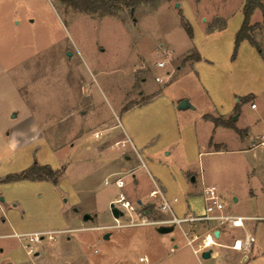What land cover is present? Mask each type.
I'll use <instances>...</instances> for the list:
<instances>
[{"label": "rangeland", "instance_id": "rangeland-1", "mask_svg": "<svg viewBox=\"0 0 264 264\" xmlns=\"http://www.w3.org/2000/svg\"><path fill=\"white\" fill-rule=\"evenodd\" d=\"M179 1H161L155 5L141 3L135 8L123 6L114 15H108L80 11L64 0H0V127H7L17 120L9 118L11 112L16 111L19 118L30 112L38 128L25 134L30 138L42 135L56 150L49 151L42 141H38L8 152L5 130L0 133V179L6 174L20 172L29 158L28 166L34 161L60 165L59 169H52L63 176L54 187L23 181L7 184L5 191L12 194L34 191L44 195L46 199L48 197L51 210L56 209L54 191L61 194V203L67 199V205L69 198L66 195L77 191L83 201L80 211L96 213V217L83 224H109L103 229L60 228L37 232L44 233V239L35 245L34 254L45 253L70 236L79 238L80 251L89 264L215 263L213 255L208 259L195 255L178 226L160 233L155 225H122L139 219L125 209L117 218L121 225L110 216L107 201L117 198L118 190L110 184L105 185L104 177L115 165L128 164L116 147L118 141L114 146V138H108L121 128L106 129L98 140L90 137L94 131L117 124L118 116L122 123L125 119V122L139 121L145 125L149 159L164 168L160 169L167 185L165 195L179 199L177 205L182 210H177V216L186 211L200 214L204 206L199 189L205 184H215L223 191L224 213L261 217L245 221L256 224L251 232L255 237L254 244L263 254L243 264H264V146L243 151L234 148L235 141L227 140L232 145L230 151L206 152L202 142L193 143L189 130H194L196 125L201 135L208 133L207 125L201 124L199 113L210 112L211 107L198 90L193 71L189 67L180 70L174 67L175 64L182 67L191 60L184 61L186 56H196L195 50H191L186 56L177 58L192 43L212 44L218 40H205V26L219 27L226 19L225 34L233 37L232 32L235 34L240 25L238 22L241 23L243 0H191L200 12L197 14L194 10L190 16L184 3L176 6ZM216 14L220 17L214 18ZM180 15L192 27L191 38L181 24ZM255 23L258 25L250 35L264 57V26L258 9L250 17V24ZM233 49L234 40L229 57L233 61L238 56L234 75L226 78L225 67L217 65L206 71L211 83L220 92L229 84H236L245 93L262 88L264 76L261 70L246 58L244 52L238 55V47L233 56ZM157 60L164 62L163 68L155 66ZM166 70L171 71L170 81H164L162 76ZM140 90L144 91L140 94ZM158 91L174 98L185 96L195 109L177 111L176 104L169 109L159 99L121 115V110L142 104L148 94ZM250 102L254 103L252 98L239 102L238 107L244 112L240 121L250 123L260 118L257 128H264V103L256 99L258 107L251 109ZM120 103L122 106L118 109ZM235 104L229 110L234 109ZM228 107L223 105L222 109ZM203 136L201 140L204 141ZM105 141L109 143L98 149ZM220 145L212 143L211 147L217 150ZM128 163L135 165L134 158L131 157ZM188 172L197 174L195 184L187 183ZM126 180L128 182L129 177ZM250 189L256 196L250 194ZM31 207L37 208V204ZM147 217L156 220L165 216L151 210ZM208 222L197 223L194 229L202 234L209 228L211 223ZM222 226L232 237L242 238L240 230L243 226L235 227L231 223ZM106 233L109 238H104ZM229 246L220 249L224 250L227 262L236 264L243 252H235ZM140 257H146L147 261H140ZM224 259L219 264H226Z\"/></svg>", "mask_w": 264, "mask_h": 264}, {"label": "crops", "instance_id": "crops-1", "mask_svg": "<svg viewBox=\"0 0 264 264\" xmlns=\"http://www.w3.org/2000/svg\"><path fill=\"white\" fill-rule=\"evenodd\" d=\"M184 3L188 7L189 16L194 13V10L198 14L200 11L193 5L191 0H180L178 2L179 6ZM244 3V1H243ZM243 7V4H242ZM242 12V9H241ZM214 18H219L218 14L213 15ZM243 15L241 14V23H242ZM240 21L238 24H240ZM239 25V27H240ZM238 27V28H239ZM237 28V29H238ZM226 19H223L222 25L219 27H212L204 28V37L208 39H218L217 41L212 42V44H198L192 43L191 46L179 55L177 58H182L189 54L191 50H195L196 55L198 54L201 58L200 59H191L185 63L184 66L180 67L178 64H175V69L180 70L184 67H189L190 70L193 71L195 78L197 79V88L202 95L205 97L206 101L210 104L211 111L210 112H203L200 111L199 117L202 119L201 124L207 125L208 133L204 136L201 135L199 129L195 125L194 130H189L190 138L193 143H200L202 142L205 146L206 152H224L230 151L231 148L229 143L227 142L232 140L235 141L233 145L234 148L238 150H250L256 146H264L259 142L262 140L261 136L264 134V128L258 129L260 124V118H256L255 120L248 122H241L242 116L244 112L239 107L235 112L234 109L229 108L234 105V102L238 101L239 97L245 96L247 94H251L252 100L254 101L255 107H251L252 102H250L251 109H257L258 105L255 102L256 99H260L262 103H264V86L259 90L243 91V89H238L236 84H229L226 89H223L222 92L218 90V88L211 83L206 71L208 69H212L215 66H222L225 67L224 76L230 79L234 73L233 70L236 66L238 56L234 58L233 61L229 59L231 55V48L233 45L234 40V31L232 35L228 36L226 33ZM224 39V40H223ZM245 54L246 58L256 64V66L261 70L262 75L264 76V57L260 54L255 47H253L247 40H242L238 45V55L239 53ZM161 60V59H159ZM157 60V61H159ZM167 61V60H165ZM158 67L157 65H155ZM164 67V66H163ZM158 67V68H163ZM169 72V74H167ZM160 75V74H158ZM164 76V81H170L171 78V71L166 70ZM144 80V79H143ZM167 84H165V89ZM162 89V90H163ZM144 90L138 91L140 94ZM148 99L140 105H134L127 107L121 110V115L124 116L125 114L132 112L141 106H146V104H151L155 100H163L169 107V109H173L174 104H176L177 111H184L188 109H195L194 106L186 107V108H178V103L187 98L185 96H178V97H169L165 96L163 91H158L154 93L148 94ZM187 100V99H186ZM189 100V99H188ZM175 102V103H174ZM223 105L229 106L228 109L223 110ZM121 103L117 106L118 109H121ZM173 111V110H170ZM211 114L215 116H221L225 121L230 117L233 122L230 125H219L214 126V124L203 118L204 114ZM236 115V119H233V116ZM18 113L16 111L11 112L9 118L14 121L13 124L4 127H0V133L5 132L8 136L7 148L8 152H15L17 149L21 148L22 146L30 145L34 142L42 141L43 144L48 148L49 151H56L52 148V144L44 138L42 135H37L35 137H28L25 132L31 133L35 129L38 128L37 123L33 115L29 112L28 115L22 114L20 118L18 117ZM118 120L117 124L108 125L106 128L101 129L100 136L95 138L93 136L94 131L90 138L93 139H100L104 135V131L106 129H114L120 127L121 129L116 135L108 139L114 138L112 143L115 145V142L118 141L116 147L120 149V151L124 154V158L127 160L128 165H117L118 167L113 168L110 170L104 177L103 183L105 185H112L118 190L119 193H123L126 198L136 207V212L140 214H150L148 210H144V207L151 206L152 210H157V206L159 203L158 197H151L149 192L159 187L163 193L167 192V185L165 182V176L162 174V170L164 168L154 163L151 159H149L150 149L148 146V137L146 133V127L143 122H125L121 121L120 117H116ZM211 125V126H209ZM209 127V128H208ZM158 130H160L158 128ZM217 135V136H216ZM201 136L204 137V141L201 140ZM257 139V140H256ZM201 140V141H200ZM109 141L102 142V144L98 145V149H103ZM212 143L221 144L220 149L213 150L211 147ZM90 148V146H88ZM211 148V149H210ZM168 154V153H166ZM200 154V152H199ZM26 154H22L24 157ZM20 156V155H19ZM28 157V156H27ZM134 158L135 165H129L128 161ZM30 160V158H29ZM29 160L25 163V166L21 167V170L27 168L29 165ZM46 164V163H44ZM126 164V162L124 163ZM49 165V164H48ZM53 169H59L60 165H50ZM161 168V169H160ZM7 175V174H6ZM122 178L124 180V186L119 188L115 184L116 178ZM126 177H129L127 182ZM187 183L195 184L197 181V174L188 172L187 173ZM63 180V176L60 175L58 178L57 183H60ZM105 180L108 182L106 183ZM39 182L44 185H49L54 187V183L50 180H31V179H22V180H15L9 181L6 183H0V264H89L88 259L84 255L82 251H80V240L76 237L68 236L67 239H63L59 245H56L50 248L49 251L45 253L39 252L33 255H30L26 252L25 248H23L22 241L15 235L19 233H33V232H40L45 230H53V229H60V228H80V230H84L87 228H101L108 227L109 224H102V225H95V226H85L83 222L82 216L85 212H88L92 216V219L96 217V213L92 211H80L81 205L83 201L80 198V194L77 191H71L70 194H67L69 198V203L67 205L66 200L63 199V203H61V194L56 191L54 196V205L56 209L51 210L49 207L48 197L36 192H28V193H6L5 186L10 183H17V182ZM51 183V184H50ZM132 184L131 187L127 185ZM207 186H214L216 191L220 197L222 198L223 191L215 184H205L201 186L199 189V195L202 198L203 206H205V201L203 197V190ZM55 190V188H53ZM63 194V193H62ZM250 194L252 196H256V193L250 189ZM3 196V197H2ZM63 197V196H62ZM176 197L177 196H173ZM169 196L168 198H173ZM233 200L236 201V197L232 196ZM114 199H108L107 201V210L109 207V203ZM177 201L173 203V209L176 213L177 210L181 211L182 209L177 205ZM32 204H37L36 207H31ZM137 204V206H136ZM67 205V208H66ZM144 210V211H143ZM111 217H113L110 210H108ZM128 214L134 213L131 211H126ZM204 212L203 210L200 214ZM190 213L186 211L181 216ZM136 214V213H135ZM163 216H167L164 213H161ZM137 216V214H136ZM242 216V215H239ZM244 217H260V216H244ZM114 218V217H113ZM91 219V220H92ZM211 223L209 228H207L204 232L208 230H213V233L218 230V236L216 238V245L212 248V253L210 257L213 255L215 263L223 262L224 250L220 248H228L231 245L236 236H231L226 230L225 226L216 225L214 221H209ZM245 226L243 225V229L240 231L243 233L242 238L248 233H251V230L254 229L256 224L244 222ZM187 228L186 226H184ZM236 227V226H235ZM180 229V228H179ZM79 230V231H80ZM181 230V229H180ZM10 238L17 239L12 240ZM109 238V237H108ZM255 243V242H254ZM251 246L250 250L247 253H242L239 255V260L236 264H243L248 261H253L258 255L263 254L261 250L258 248L256 244ZM231 249V248H230ZM234 250V249H232ZM235 252H239L234 250ZM209 257V258H210ZM221 261V262H220ZM226 261V264H230Z\"/></svg>", "mask_w": 264, "mask_h": 264}, {"label": "built area", "instance_id": "built-area-1", "mask_svg": "<svg viewBox=\"0 0 264 264\" xmlns=\"http://www.w3.org/2000/svg\"><path fill=\"white\" fill-rule=\"evenodd\" d=\"M158 67H163L164 62L159 61L156 63ZM156 80L160 81V77H156ZM251 107H255V104L252 103ZM101 134L100 131L94 132L93 136L95 138L99 137ZM260 144L264 143V134L261 136ZM107 183L108 181L105 180ZM115 184L122 188L124 186V180L120 177L115 179ZM151 197H158L159 203L157 209L159 212L166 214L167 216L160 219H150L144 213L140 214L136 212V207L126 198L123 193H119L118 197L110 202L117 210L121 211H131L137 214L136 220H130L128 223L122 225H155V226H178L181 229L182 234L185 237L186 244L189 245L195 255H200L205 250L213 248L216 245L217 236L214 235L213 230H208L202 234H199L194 229L197 223H203L208 221H214L216 225H223L225 223H231L233 226L240 227L244 225V221L247 219L258 220L261 217H244L239 215H231L223 212L224 205L216 191L214 186H207L203 190V197L205 201L204 212L202 214H193L187 213L184 216H177L173 209V203L177 201L176 197L169 199L163 193V191L156 187L149 192ZM109 204V205H110ZM119 205V207H118ZM137 206V204H136ZM123 214V212H122ZM118 225H121L118 222L117 218H114ZM115 223V224H116ZM114 224V225H115ZM184 226H187L185 228ZM44 233H19L15 234L23 243L28 254H34V247L37 243L41 242L44 238ZM255 242V237L253 234L248 233L244 238H236L234 242L229 246L231 249L247 253L253 243ZM212 253V252H211ZM140 261H147L146 257H140ZM218 264V263H214Z\"/></svg>", "mask_w": 264, "mask_h": 264}, {"label": "trees", "instance_id": "trees-1", "mask_svg": "<svg viewBox=\"0 0 264 264\" xmlns=\"http://www.w3.org/2000/svg\"><path fill=\"white\" fill-rule=\"evenodd\" d=\"M67 3L79 8L80 11L95 13L100 12L102 14L114 15L118 10H120L123 6H127L130 8H135L137 5L141 3H151L153 5L158 4L161 1H169V0H64ZM242 7V23L240 27L234 34V49L233 56L235 51L242 40H247L253 47L257 49V51L261 53L260 47L256 44L252 36L250 35V31L257 26L258 24H250V17L255 9H258L262 15V25L264 26V2L262 0H243ZM181 10H179V13ZM181 16V24L184 27L186 33L191 38L192 37V27L188 20L183 16ZM232 56V58H233ZM263 57V55H262ZM201 57L197 54L195 57L186 56L184 61L187 59H200ZM253 96L251 94H247L245 96L239 97L238 101L235 104V112L239 106V102H246L251 99ZM203 118L205 120L211 121L214 126L219 125H230L232 119L229 117L226 121L221 116H213L211 114H204ZM61 173L53 170L52 167L48 164H39L34 161L30 166L21 170L18 173H9L5 175L4 178L0 179V183L22 180V179H31V180H50L54 184L57 183L58 178ZM148 210L151 212L152 207L146 206L144 210ZM143 210V211H144Z\"/></svg>", "mask_w": 264, "mask_h": 264}, {"label": "water", "instance_id": "water-1", "mask_svg": "<svg viewBox=\"0 0 264 264\" xmlns=\"http://www.w3.org/2000/svg\"><path fill=\"white\" fill-rule=\"evenodd\" d=\"M176 6H178V3H176ZM186 107H191L190 104L188 103V100L183 99L178 103V108H186ZM233 119H236V115L233 116ZM110 211L114 218H118L122 214V212L117 210L112 204H110ZM82 218L84 221H87V220H91L92 216L88 213H85L83 214ZM156 230L160 233H166L173 230V226H158ZM214 235L215 236L218 235V230L214 232ZM108 237H109V233H106L104 235V238H108ZM211 252H212L211 249L205 250L201 253V257L203 259H208L211 255Z\"/></svg>", "mask_w": 264, "mask_h": 264}]
</instances>
